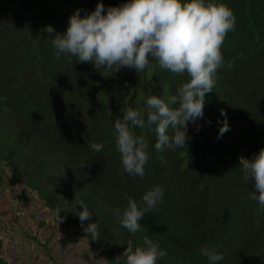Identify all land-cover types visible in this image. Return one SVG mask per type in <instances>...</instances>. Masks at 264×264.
<instances>
[{"label":"trees","instance_id":"obj_1","mask_svg":"<svg viewBox=\"0 0 264 264\" xmlns=\"http://www.w3.org/2000/svg\"><path fill=\"white\" fill-rule=\"evenodd\" d=\"M101 2L106 14L129 0H0V97L6 98L0 102V160L69 225L85 233L84 227L99 222L98 240L85 234L106 264L129 241L143 246L145 236L167 253L157 264H208L199 252L204 245L223 254L218 264H264V212L250 199V192L259 193L254 179L245 183L240 166L241 158L264 149V0H215L236 17L222 46L233 67L217 71L204 118L188 125L185 149L157 152L155 132L143 130L150 156L143 179L123 171L114 121L123 118L124 106H145L147 97L163 96L164 85L175 94L189 77L158 66L104 76L90 62L56 59L41 30L50 25L64 34L77 9L83 18ZM225 118L230 130L218 139ZM92 141L103 149L93 151ZM154 185L164 187L163 203L131 234L114 209L127 207L126 196L139 202ZM76 195L93 214L83 227ZM0 264H6L1 257Z\"/></svg>","mask_w":264,"mask_h":264},{"label":"clouds","instance_id":"obj_2","mask_svg":"<svg viewBox=\"0 0 264 264\" xmlns=\"http://www.w3.org/2000/svg\"><path fill=\"white\" fill-rule=\"evenodd\" d=\"M77 9L70 17L66 33H56L52 26L41 30L55 49V58L75 57L80 63L90 62L102 70V74L118 72L122 68L134 69L139 74L158 66L174 76L187 73L189 80L171 94L166 85L162 97L152 95L144 100L145 106H124L123 118H116V150L120 154L123 171L141 179L146 175L149 163V141L144 129L157 136L155 149L176 151L187 147L189 123L196 124L204 118L206 94L213 92L217 71L222 67L231 69V61H225L222 46L227 34L235 31L236 17L233 11L215 0H129L118 7H109L105 14L104 4L98 3L90 14L81 17ZM54 35V38H52ZM152 61H155L153 65ZM71 62V61H70ZM141 99H144L143 97ZM6 100L0 97V102ZM7 107L3 111H9ZM111 114V113H110ZM226 117V113L221 111ZM209 123H211L209 121ZM142 130L137 134L135 129ZM230 130L227 119L219 129L218 139ZM89 147L100 152L103 144L92 141ZM86 166L81 162V167ZM245 183L254 179L258 195L250 192V199L258 203V211L264 212V149L251 159L241 158ZM165 189L154 185L141 200L126 196L127 207L114 209L121 227L135 234L142 229L139 221L146 214L159 211ZM75 204L83 208L78 213L83 227L93 214L85 202L76 195ZM61 212V211H60ZM57 217V223L63 218ZM99 222L90 223L83 231L92 240H98ZM208 264H218L224 259L215 246L204 245L199 249ZM167 255L157 242L148 236L143 246L133 248L129 241L127 249L113 264H157Z\"/></svg>","mask_w":264,"mask_h":264},{"label":"rangeland","instance_id":"obj_3","mask_svg":"<svg viewBox=\"0 0 264 264\" xmlns=\"http://www.w3.org/2000/svg\"><path fill=\"white\" fill-rule=\"evenodd\" d=\"M0 211V257L6 264H106L85 233L58 224L56 212L1 160Z\"/></svg>","mask_w":264,"mask_h":264}]
</instances>
